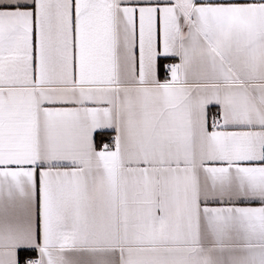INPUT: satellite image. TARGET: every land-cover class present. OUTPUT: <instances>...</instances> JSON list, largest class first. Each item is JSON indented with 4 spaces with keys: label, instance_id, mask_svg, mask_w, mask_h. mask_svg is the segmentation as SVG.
<instances>
[{
    "label": "snow or ice",
    "instance_id": "obj_1",
    "mask_svg": "<svg viewBox=\"0 0 264 264\" xmlns=\"http://www.w3.org/2000/svg\"><path fill=\"white\" fill-rule=\"evenodd\" d=\"M0 264H264V0H0Z\"/></svg>",
    "mask_w": 264,
    "mask_h": 264
},
{
    "label": "crops",
    "instance_id": "obj_2",
    "mask_svg": "<svg viewBox=\"0 0 264 264\" xmlns=\"http://www.w3.org/2000/svg\"><path fill=\"white\" fill-rule=\"evenodd\" d=\"M99 137H100V136L97 137V141H99V139H100ZM103 137L105 138L104 141H107L108 139H110V137H108V136H103Z\"/></svg>",
    "mask_w": 264,
    "mask_h": 264
},
{
    "label": "trees",
    "instance_id": "obj_3",
    "mask_svg": "<svg viewBox=\"0 0 264 264\" xmlns=\"http://www.w3.org/2000/svg\"><path fill=\"white\" fill-rule=\"evenodd\" d=\"M99 138H100L99 140H105V138L103 136H100Z\"/></svg>",
    "mask_w": 264,
    "mask_h": 264
}]
</instances>
